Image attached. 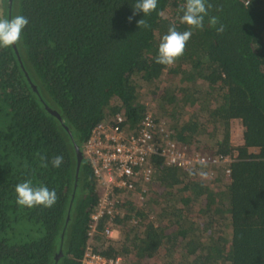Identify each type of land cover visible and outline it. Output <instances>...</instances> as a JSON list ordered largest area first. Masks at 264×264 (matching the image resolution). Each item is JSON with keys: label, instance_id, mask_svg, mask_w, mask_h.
I'll use <instances>...</instances> for the list:
<instances>
[{"label": "trees", "instance_id": "1", "mask_svg": "<svg viewBox=\"0 0 264 264\" xmlns=\"http://www.w3.org/2000/svg\"><path fill=\"white\" fill-rule=\"evenodd\" d=\"M136 2L0 0V17L29 20L20 44L0 49V264H82L90 240L126 264H264V0H207L224 32L206 17L166 71L155 58L171 24L187 30L177 19L185 0H158L146 17H133ZM143 18L150 27H138ZM118 113L133 130L150 113L181 147L232 161L193 172L153 155L147 202L126 197L91 238L99 191L76 145ZM27 180L55 190L56 204L18 206ZM107 225L123 237L106 238Z\"/></svg>", "mask_w": 264, "mask_h": 264}, {"label": "built area", "instance_id": "2", "mask_svg": "<svg viewBox=\"0 0 264 264\" xmlns=\"http://www.w3.org/2000/svg\"><path fill=\"white\" fill-rule=\"evenodd\" d=\"M244 1L248 3V0ZM170 135L165 123H158L150 113L134 130L129 128L125 116L119 113L93 128L83 148L99 191L97 207L91 214V238L102 219L108 217V220H113L120 213L121 209L117 207L119 202L128 198L136 204H143L147 200V188L141 184L150 180L153 173L149 162L153 155H160L168 164L193 172H197L201 162L203 165H220L232 161L230 155L211 156L189 151ZM227 173H230V169H227ZM115 231L114 227L107 225L101 233L113 239ZM92 244L90 240L82 264H126L122 256L107 257L95 252Z\"/></svg>", "mask_w": 264, "mask_h": 264}, {"label": "clouds", "instance_id": "3", "mask_svg": "<svg viewBox=\"0 0 264 264\" xmlns=\"http://www.w3.org/2000/svg\"><path fill=\"white\" fill-rule=\"evenodd\" d=\"M158 7V0H137L133 5V17L139 13L143 16H149L155 12ZM213 8L207 0H185L177 8V19L183 25L187 26V30L179 31L175 23L168 28L167 34L163 35L158 48V55L155 63L164 66L166 71L173 67L176 62L184 55L187 43L194 34V31H202L204 29L205 18L208 17V23L215 28L217 34L224 32V26L220 25L219 18L210 15ZM160 17H165V12L158 13ZM133 17H130L129 20ZM29 20L23 15H14L11 18L0 17V49H8L14 45H19L24 29L27 27ZM138 27H150L143 18L139 20ZM219 25V27H217ZM41 167L48 166L46 156H41ZM63 163V156H54L51 164L55 168H59ZM203 167V162H201ZM203 178H207V173L201 172ZM16 204L22 208L34 209L36 207L52 208L58 196L55 190H50L47 186H34L31 180L21 182L15 187Z\"/></svg>", "mask_w": 264, "mask_h": 264}, {"label": "rangeland", "instance_id": "4", "mask_svg": "<svg viewBox=\"0 0 264 264\" xmlns=\"http://www.w3.org/2000/svg\"><path fill=\"white\" fill-rule=\"evenodd\" d=\"M153 106H155V105H153ZM231 140L236 145L241 144L243 142V125L239 120H233L231 122ZM146 202H147V200H146ZM114 234H115L114 238L123 237L122 230H120V229H116Z\"/></svg>", "mask_w": 264, "mask_h": 264}, {"label": "water", "instance_id": "5", "mask_svg": "<svg viewBox=\"0 0 264 264\" xmlns=\"http://www.w3.org/2000/svg\"><path fill=\"white\" fill-rule=\"evenodd\" d=\"M9 2L11 3L12 2V0H9ZM68 130V129H67ZM76 150H77V157H78V169H79V167H80V164H81V161H82V158H83V149L82 148H80L78 145H76ZM78 185V177H77V179H76V191H77V186ZM76 191H75V195H76ZM71 208H72V206H71ZM70 216H71V210H70V212H69V216H68V220H69V218H70ZM65 230V229H64ZM64 230H63V233H64ZM64 235V234H63ZM63 235H61V238L63 239ZM61 245H62V243H61ZM61 255H62V247L61 246H59V249H58V251H57V254H56V257H55V262L57 263L58 261H59V259L61 258Z\"/></svg>", "mask_w": 264, "mask_h": 264}]
</instances>
